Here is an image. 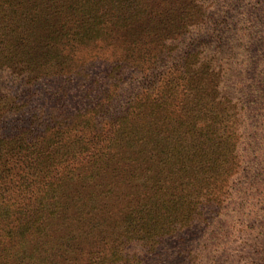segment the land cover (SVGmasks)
<instances>
[{
  "label": "trees",
  "instance_id": "1",
  "mask_svg": "<svg viewBox=\"0 0 264 264\" xmlns=\"http://www.w3.org/2000/svg\"><path fill=\"white\" fill-rule=\"evenodd\" d=\"M210 7L0 0V264H167L170 242L193 256L185 240L218 221L242 169L239 101L205 50L160 64ZM116 40L102 101L42 102L67 97L74 49Z\"/></svg>",
  "mask_w": 264,
  "mask_h": 264
},
{
  "label": "rangeland",
  "instance_id": "2",
  "mask_svg": "<svg viewBox=\"0 0 264 264\" xmlns=\"http://www.w3.org/2000/svg\"><path fill=\"white\" fill-rule=\"evenodd\" d=\"M207 1L213 18L206 30L201 31L200 38L195 33L176 41L179 46H175L174 60L160 65L162 69L171 66L189 47L210 53L216 76L220 72L223 75L221 88L233 93L235 102L239 101V154L243 163L230 184L218 221L200 226L195 235L185 240V245L192 243L193 256H185L182 242H170L166 253L171 258L167 264H264V0ZM119 42L108 45L105 41L74 49L68 71L77 74L61 83L68 88L67 97L64 101L42 102L48 108L57 104L59 110H67V104L90 102L85 98L86 90L93 100H103L109 68L122 53ZM137 66L139 73L142 65ZM134 84L135 81L120 83L119 88L125 93L120 91L124 94L120 93L122 97L116 101H123ZM5 246V240L0 239V260ZM166 253L159 251L164 258Z\"/></svg>",
  "mask_w": 264,
  "mask_h": 264
}]
</instances>
